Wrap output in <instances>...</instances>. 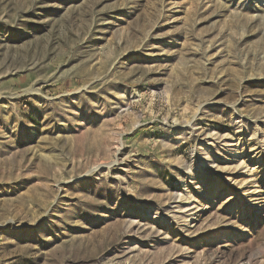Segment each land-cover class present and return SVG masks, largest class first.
Masks as SVG:
<instances>
[{"label":"rangeland","instance_id":"1","mask_svg":"<svg viewBox=\"0 0 264 264\" xmlns=\"http://www.w3.org/2000/svg\"><path fill=\"white\" fill-rule=\"evenodd\" d=\"M0 264H264V0H0Z\"/></svg>","mask_w":264,"mask_h":264}]
</instances>
